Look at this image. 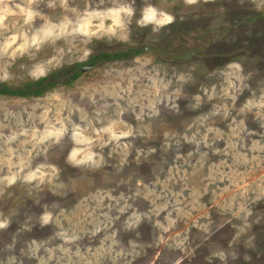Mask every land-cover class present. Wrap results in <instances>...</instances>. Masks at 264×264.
<instances>
[{
    "label": "rangeland",
    "instance_id": "obj_1",
    "mask_svg": "<svg viewBox=\"0 0 264 264\" xmlns=\"http://www.w3.org/2000/svg\"><path fill=\"white\" fill-rule=\"evenodd\" d=\"M62 2L34 0L31 24L8 17L0 44L99 10ZM118 2L136 10L118 36L69 26L38 50L0 53V85L57 84L0 95V264H264V0ZM148 6L174 22L138 27ZM74 150L92 159L77 164ZM38 168L43 181L24 179Z\"/></svg>",
    "mask_w": 264,
    "mask_h": 264
},
{
    "label": "clouds",
    "instance_id": "obj_2",
    "mask_svg": "<svg viewBox=\"0 0 264 264\" xmlns=\"http://www.w3.org/2000/svg\"><path fill=\"white\" fill-rule=\"evenodd\" d=\"M2 2V10H0V30L7 31L8 24L6 23L8 17H14L18 15H22L24 19V24H31L36 17L40 16L39 12L32 11V4L34 0H29L27 8H21L19 5L16 7L19 9V12H14L11 7L8 6L10 0H0ZM186 3L192 4L195 3L196 0H185ZM63 7H67L66 0L62 2ZM49 7H54V5H49ZM99 10H92L84 12L82 15H78L75 22L69 20L67 17L64 18V22L59 25V32H56V29L51 24H46L45 27L41 28L35 34L29 38L26 34H21L20 36L11 35L9 36L2 44H0V53L4 56L10 57L11 59H15L17 53H23L27 51L29 48L39 49L42 41L51 37L54 33L58 35H62L69 26L72 28V32L70 34L81 35L88 39L92 37H97L102 35H110V36H118L120 32H124L128 29V26L131 23V18L136 15V10L131 5L121 4L118 0H110L109 4H106V0H99L97 5ZM72 12L76 13V9H71ZM43 19V17H41ZM174 16L168 14L167 12L158 9L155 6L144 7L139 14V18L135 19V24L143 28L147 25L154 24L156 26H165L174 22ZM99 34V35H98ZM123 39L124 37H119ZM18 39H22V43L17 45ZM87 42V41H85ZM16 46V47H14ZM11 50V51H10ZM91 55L87 50L83 51V56L86 58ZM49 64H58L59 59L57 57H52L48 60ZM233 69H238V65H231ZM40 76H44L46 73L44 70L38 69L36 73ZM105 131H111V128L105 129ZM63 134V129L58 131L47 132L43 139H48L49 136H55L59 138ZM75 140L77 144L81 143H90V141L86 140L80 135V130L77 129L75 133ZM81 153L78 151H73L69 157V159L77 164L84 163L86 160H91L92 155L90 152H85L84 159L78 160L77 157L80 156ZM10 167H27V163L25 161H21L19 165H11V161H8ZM55 173V169H53V174ZM19 174L16 173L12 177L7 178L8 183L12 184L18 178ZM45 177L44 172L41 169H36V171L31 172L29 175L24 177L27 181H32L39 179L43 181ZM45 222H48L49 216L43 217ZM5 227L4 224H0V228Z\"/></svg>",
    "mask_w": 264,
    "mask_h": 264
},
{
    "label": "trees",
    "instance_id": "obj_3",
    "mask_svg": "<svg viewBox=\"0 0 264 264\" xmlns=\"http://www.w3.org/2000/svg\"><path fill=\"white\" fill-rule=\"evenodd\" d=\"M137 54H140L137 52ZM125 56L124 53H117L114 55L103 54L102 58L105 60H118L121 57ZM95 63L94 59L91 60V65ZM79 76V73H75L72 75L71 81H68L67 84H71L72 81L76 80ZM66 84V85H67ZM57 84L54 81L49 80L48 78H43L34 82H29L23 87L12 88L7 87L6 85H0V95H8L11 97H20V98H29V97H40L49 91L56 88Z\"/></svg>",
    "mask_w": 264,
    "mask_h": 264
}]
</instances>
